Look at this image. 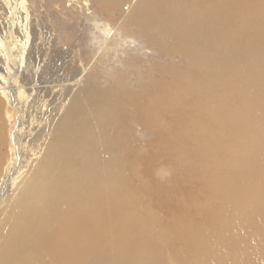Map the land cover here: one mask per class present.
<instances>
[{"label": "rangeland", "instance_id": "rangeland-1", "mask_svg": "<svg viewBox=\"0 0 264 264\" xmlns=\"http://www.w3.org/2000/svg\"><path fill=\"white\" fill-rule=\"evenodd\" d=\"M144 1L0 0V122L6 152L16 150L8 175L25 171L22 177L52 137L104 110L105 117L125 119L130 208L148 227L162 264H264L263 64L255 59L254 80V69H243L252 63L251 48L225 57L216 48L221 40L209 54L187 40L181 50L197 51L194 68L175 43L159 39L183 38L164 34L167 11L160 4V16L148 13ZM203 1L194 2L190 18L206 34L216 26L218 34L228 31L223 15L212 13L220 1L232 14L255 11V29L264 31V0ZM185 68L198 88L174 80ZM234 76L251 85L248 91L237 88ZM80 138L93 140V134L83 129Z\"/></svg>", "mask_w": 264, "mask_h": 264}, {"label": "bare ground", "instance_id": "bare-ground-1", "mask_svg": "<svg viewBox=\"0 0 264 264\" xmlns=\"http://www.w3.org/2000/svg\"><path fill=\"white\" fill-rule=\"evenodd\" d=\"M165 1L145 0L141 5V7H146L148 13L160 16L161 4L164 11H167L168 18L163 25V20L156 17L160 28L163 25L166 35L183 37L177 39L160 37L162 42L169 40L172 45L175 43V47L182 51L181 49L188 48L181 46L187 40H192L195 41L194 49L200 48L205 54H209L215 48L217 40H221V46L217 44L216 48H220V55L223 52L225 57L233 55L235 50L243 51L242 49L251 48L252 56L249 57L253 64L248 63L243 66V69L248 67L254 69L255 59H257L262 62L264 70V31L255 29L259 20L255 11L251 14L248 11L247 14L244 8V10H235L237 14H232L233 7L228 10L224 8L226 5H222L224 1L217 2L214 5L218 13L214 11L212 13L217 18L219 16V19L223 15L224 20L222 21H225L228 31L218 34L217 31L221 29L216 26V29L206 34L205 30L200 28L199 20L195 17L190 18L197 11L194 2L202 6L205 4L203 0H191L189 4L174 6L170 4L172 0ZM144 10L141 12L143 13ZM229 16L233 18V21L231 20L233 25L236 23L234 28L230 26ZM189 20L193 23H189ZM241 23L245 25H240ZM254 30H256L255 34L251 33ZM241 36L250 38L252 42L241 43ZM224 39L228 41L226 46H223ZM175 40L178 41L175 42ZM182 52L195 68L192 61L194 54H198L197 51ZM254 71L250 73L255 80L258 76L256 72L260 71L258 69ZM180 74V77L177 74L179 78L175 74L174 80L183 81L189 85L188 89L198 88L200 82L197 78L191 77L187 68L183 69ZM236 83L237 88L243 91H248L251 86L246 82H241L238 77ZM75 102L74 99V105ZM144 107L146 106H140L138 110H143ZM1 111L2 103L0 102V113ZM102 111L104 110L98 111L95 117L84 120L82 126H80L79 119L74 126L69 128L66 135L56 134L52 137L40 154L38 153L39 156L34 161L35 163H32L29 171L20 177L25 172L21 171L22 173L18 174L17 178L15 174L8 175L9 171L7 172L11 169L10 164L14 161L16 150L6 152L8 143L3 122H0V264L163 263L162 260L157 259L156 250L148 242L149 239L146 236L148 227L135 217V211H131L130 208L133 190L130 182L133 177L129 164L128 139L124 132L125 119L119 122L118 117H105ZM154 121L156 122L157 118L150 120L152 125L156 124ZM96 124H100L98 129H96ZM111 124H114V130ZM239 124L238 121V126ZM247 126H249L248 123ZM83 129L93 134V140L82 141L80 134ZM254 136L257 137V135ZM14 138L18 136L14 135L13 141ZM9 152L13 154L9 155ZM248 156L253 155L248 154ZM6 160H10L11 163ZM137 210L142 212L138 208ZM162 250L164 249L160 251Z\"/></svg>", "mask_w": 264, "mask_h": 264}]
</instances>
